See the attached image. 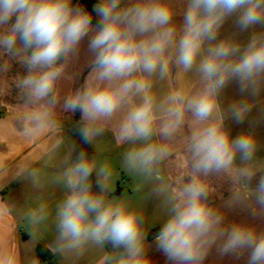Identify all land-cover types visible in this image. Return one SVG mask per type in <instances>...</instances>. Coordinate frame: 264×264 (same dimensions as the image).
<instances>
[{
  "label": "clouds",
  "instance_id": "clouds-1",
  "mask_svg": "<svg viewBox=\"0 0 264 264\" xmlns=\"http://www.w3.org/2000/svg\"><path fill=\"white\" fill-rule=\"evenodd\" d=\"M177 14L182 24L173 20ZM228 21L240 32L251 30L246 42L235 32L221 35ZM85 37L90 71L81 87L62 97L61 81L69 78L66 69ZM3 56L0 72L17 61L26 74L14 78L23 103L0 120V143L5 136L33 143L47 134L50 140L40 161L15 163L12 178L25 182V202L0 198V219L19 218L30 251L51 232L48 247L59 258L98 249L97 264H151L144 213L110 195L114 174L107 161L84 151L74 157L60 107L81 113L85 142L95 144L112 129L127 146L123 169L148 185L166 211L156 239L172 264H205L213 247L221 256L247 252V264H264V230L225 223V212L210 200L216 191L211 178L227 177V207L264 216V175L251 186L264 172L255 133L233 138L225 123L243 122L264 90V0H100L92 12L72 0H0ZM233 81L247 96L225 105L223 91ZM10 168L0 161V191ZM56 188L63 195L53 200L48 192ZM0 264L40 262L10 244L0 247Z\"/></svg>",
  "mask_w": 264,
  "mask_h": 264
},
{
  "label": "crops",
  "instance_id": "crops-1",
  "mask_svg": "<svg viewBox=\"0 0 264 264\" xmlns=\"http://www.w3.org/2000/svg\"><path fill=\"white\" fill-rule=\"evenodd\" d=\"M126 2V0H124ZM97 3L93 4L96 5ZM77 6V5H74ZM92 6V9H93ZM179 11V6H178ZM95 16V14H94ZM98 21V17L95 16ZM173 20L177 24H182L183 17L177 14L173 17ZM14 21V18H13ZM95 26V25H93ZM237 33V38L246 42L251 34V30L240 32L236 28L233 21L226 22L224 29L221 33L222 36ZM89 37L81 42L78 55L72 59L66 69V77L61 81V93L62 97L66 96L70 92L75 91L83 84L90 71L91 54L88 51ZM8 59L7 56L0 57V64L4 60ZM175 70L173 69V73ZM26 74L25 68L17 61H11L10 67L6 72H0V120L7 119L18 107V104H22L23 101L19 98V89L16 88L14 78L16 76H23ZM191 77V74H189ZM157 87H164L163 84L157 85ZM247 96V93L241 94L238 84L233 81L225 87L223 91L224 103L239 100ZM256 104L252 111L248 114L245 120L241 123H237L233 119L227 120L226 126L230 129L232 137H236L244 132H254L258 141V147L255 156L258 160L264 161V90L260 95L256 97ZM63 99H61V104ZM57 111L61 115V121L64 118V134L68 137L72 143L75 141L78 127L80 126L81 113L79 112L80 120L75 121V112H64L62 108L58 107ZM185 134H188L187 127L185 128ZM6 143H0V161L11 164L9 176L5 178V187L0 191V198L5 200H11L17 204L22 205L28 196V189L24 181L12 178V171L14 170L17 160L31 157L35 161H40L42 157L46 156L49 147L48 135L42 136L38 142L27 143L22 139L15 136H5ZM90 157L96 155L101 161H107L113 169V181L117 185L116 189L110 194L116 197H125L132 205V197L136 196H150L149 186L144 184L139 177L127 173L122 167V157L126 150V145L120 144L112 129H109L105 134L100 137L95 144L86 142ZM176 150L181 152L180 145L177 144ZM239 164V159L237 158ZM183 164L182 153L176 160V167L179 168ZM264 175V172H258L251 182V186L255 187L259 177ZM95 177V175H94ZM213 186L215 187V193L210 197L211 202L222 208L225 212V223H245L255 226L258 230H264V216H253L251 209L241 205H236L231 208L227 207L226 201L231 197L232 183L227 177L220 178L213 176ZM120 183H123L127 192L123 193ZM94 191H99V187L95 185ZM117 194H114L115 191ZM49 196L53 200H58L63 195L62 189H50ZM129 198V199H128ZM145 206V204H144ZM54 236L49 232L44 239L40 240L34 248L30 251L28 244L31 237L20 226L19 218L16 216H9L4 219H0V247H7L10 244H18L21 252V256H35L40 264H97V261L102 254L98 249L87 250L85 253L77 257H65L59 258L50 251L48 245L51 244ZM154 237L146 239L147 255L153 263V254L150 248ZM105 245V250L110 251ZM38 247L44 249L42 252V258L38 257L36 250ZM248 253L245 252L242 256L224 255L221 256L215 247L210 250L206 260L208 264H247Z\"/></svg>",
  "mask_w": 264,
  "mask_h": 264
},
{
  "label": "rangeland",
  "instance_id": "rangeland-1",
  "mask_svg": "<svg viewBox=\"0 0 264 264\" xmlns=\"http://www.w3.org/2000/svg\"><path fill=\"white\" fill-rule=\"evenodd\" d=\"M116 187L117 185L114 184V189H116ZM120 187H122L123 193L127 192L125 191L126 187L123 183H120ZM113 196L116 197L115 195ZM131 200L133 201V206L144 213L146 239L154 237L153 243L150 245L154 259L152 264H172V262L167 259L163 251L159 249L156 239L160 231V225L166 219L165 209L160 205L158 199L154 196H136L132 197ZM106 247L110 249L111 245L109 244ZM208 263L209 261L205 260V264Z\"/></svg>",
  "mask_w": 264,
  "mask_h": 264
},
{
  "label": "trees",
  "instance_id": "trees-1",
  "mask_svg": "<svg viewBox=\"0 0 264 264\" xmlns=\"http://www.w3.org/2000/svg\"><path fill=\"white\" fill-rule=\"evenodd\" d=\"M73 2V5H77V6H80V7H83L85 11H88V12H92V6L93 4L97 3L96 0H72ZM92 24L93 25H96L97 24V20L93 14V21H92ZM74 120L77 122L80 120V116H79V111L77 110L75 112V117H74ZM80 127V126H79ZM79 127H78V132L76 134V137H75V141H74V145H75V153L73 154L74 157L77 153H79L80 151H84L87 156L90 157V154H89V151H88V147H87V144L86 142L82 139L80 133H79ZM93 180L95 179L94 177V174H93ZM95 188V184H93V189ZM117 190L114 192V194H117ZM44 251L43 248L41 247H38L37 250H36V254L38 257L42 258V252Z\"/></svg>",
  "mask_w": 264,
  "mask_h": 264
},
{
  "label": "water",
  "instance_id": "water-1",
  "mask_svg": "<svg viewBox=\"0 0 264 264\" xmlns=\"http://www.w3.org/2000/svg\"><path fill=\"white\" fill-rule=\"evenodd\" d=\"M96 2H97V3H99V2H100V0H96Z\"/></svg>",
  "mask_w": 264,
  "mask_h": 264
}]
</instances>
